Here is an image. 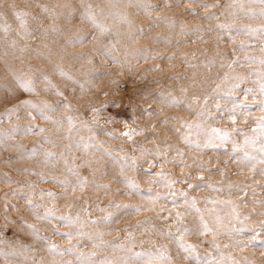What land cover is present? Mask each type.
Masks as SVG:
<instances>
[{"label": "snow or ice", "instance_id": "obj_1", "mask_svg": "<svg viewBox=\"0 0 264 264\" xmlns=\"http://www.w3.org/2000/svg\"><path fill=\"white\" fill-rule=\"evenodd\" d=\"M119 2L127 8L136 9L152 21V24L141 25L131 31L133 25L127 15H119L121 22L128 24L133 39H147L153 25H174V21L167 17L152 15L160 4H153L150 0ZM220 6L219 3L204 4L206 18L219 21V16L208 13L207 10ZM10 7L18 21L19 30L16 35L20 39L32 36L34 31L47 34L49 28H44V21L53 19L56 15L54 9L43 0H35L29 4L28 7L33 9L31 12L15 10L14 5ZM224 7L232 22L210 25L206 31L216 32L217 46L222 43L232 44L230 54L218 53L219 68L227 71L211 81L210 91L192 95L190 100L186 95L176 97L161 91L156 97V103L161 106L187 108L195 113L196 120H176L179 126L172 129L185 146L193 151L230 146L232 153L239 157L238 167H247L253 175L264 177V0H226ZM241 17L247 18L248 23H237ZM65 18L69 23L78 18L85 26L84 30L69 39V44L73 47H84L92 43L101 57H109L119 62L120 58L114 55L115 44L106 46L96 43L100 37L109 35L111 28L101 22L91 3L81 0L80 7L69 8ZM0 20H5L0 24V33L7 38L13 31L12 26L2 14ZM51 31H56L55 27H52ZM180 31L182 35L187 34L183 25L180 26ZM193 31L198 33L205 30ZM238 37L246 39L238 40ZM199 38L204 39L202 36ZM155 39L165 45L173 43L168 36H157ZM10 46H16L15 39L10 41ZM257 52L259 55L254 54ZM175 58V53L169 57ZM87 62L91 64L93 60L89 58ZM183 63L197 67L187 59ZM216 63L213 58L205 67ZM237 68L248 71L246 74L241 73ZM54 74L64 82L63 88L44 72L36 77L16 75L14 82L0 84V87L8 86L9 91H12L15 99L19 101L14 107L0 114V123L5 118L9 121H20L21 111L26 120L7 128L0 127V148L11 146L20 158L35 159L43 168L56 169L58 164L63 165L60 175L47 174L43 170L24 169L39 181L59 187L60 191L40 188L37 193L38 186H34L32 182H16L18 190L10 195L22 196L21 203L15 206L18 217L10 219L7 215H0V219L5 221V227L13 225L29 239L8 241L2 238L0 232V258L6 261L10 257L15 258L20 264H45L43 256L35 259L44 253L52 257L49 264H176L174 251L187 264H249L246 260H237L230 254L225 255V249L252 246L259 240L260 235H264V221L250 226L248 222L251 215H243L240 211L241 206L247 207L245 201L249 191L255 195L251 185L239 186L235 182L224 184L210 180L205 173L211 172L212 168L196 161L189 164L184 159L186 153L181 148H174L167 141L164 142L167 145L164 148L159 144H154L152 148L146 147L149 143L146 131L137 130L127 121L119 120L118 116L104 118L102 126L100 114L103 105H92L91 116L86 118L81 108L70 99V96L75 97L77 93L84 94L85 84L71 71L59 65ZM180 91L186 94L188 89L181 87ZM25 94L32 98H24ZM41 96H47L48 99H38ZM193 105L198 107L193 108ZM253 109L261 115L254 116ZM220 120L228 121L230 126L213 125V121ZM169 122L167 116L160 121L163 124ZM117 123L123 125L119 131L106 127ZM135 123L133 118L132 124ZM240 124L246 127H240ZM85 131L88 133L87 137L82 135ZM101 136L112 141H121L122 144H131L133 150L129 152L121 146L118 151H114L112 144L108 143L107 139H101ZM137 137L144 139L137 140ZM23 138H34V142L30 145L19 143L18 140ZM136 151L139 152V157L135 155ZM80 152L91 157L99 156L107 166L105 174H113L115 181L121 185L116 192L129 198L131 202L109 200L106 206H101L97 202L99 197L96 200L86 198L88 189L105 192L112 189L110 184L90 179L101 171L100 168L92 169L87 175L83 173L82 170L86 168V164L90 166V162L77 163L79 157L76 153ZM171 152H175V156H171ZM232 161L233 157L229 156L220 163L227 165ZM166 164L189 171L176 177L174 170L165 169ZM215 171L221 176L228 175L226 168L217 166ZM129 173H135V176ZM139 176L149 177L145 183L150 186L142 187L136 178ZM0 182L9 185L13 183L11 177L0 178ZM178 184L185 187L178 188ZM260 186L264 188V183ZM204 187L216 193L227 191L228 199L193 194ZM78 192L81 195H75ZM8 195L9 193L5 194L6 197ZM37 195L39 199L36 198ZM233 196L235 200L232 199ZM137 200L139 202H134ZM58 201L65 202L63 210ZM77 201L80 203H76ZM201 203L226 205L230 211L221 215L218 207L201 208L198 206ZM258 203L264 205V200ZM93 204L100 215L93 210ZM12 207L13 205L5 202L3 210L7 211ZM146 213L151 215H145ZM259 215L264 216V211ZM141 216L143 218H139ZM133 217H137L134 224L120 228L123 235L116 237L115 241L105 239L106 236L112 235L113 226ZM62 228L65 230L62 231ZM257 229L259 233L253 234L249 240L241 238L245 231L256 233ZM137 234L141 238L148 237L147 246L143 239L139 240V251L136 250ZM55 236L65 239L67 246L54 242ZM209 236L212 239H203ZM221 236L227 237L230 242L221 245L218 242ZM189 237L201 239L199 243H190ZM158 240L165 243H159ZM261 243L264 247V242ZM199 244L208 245L209 250L203 255ZM86 247L94 250L86 251Z\"/></svg>", "mask_w": 264, "mask_h": 264}, {"label": "rangeland", "instance_id": "obj_2", "mask_svg": "<svg viewBox=\"0 0 264 264\" xmlns=\"http://www.w3.org/2000/svg\"><path fill=\"white\" fill-rule=\"evenodd\" d=\"M34 2L35 0H0V14L5 17L6 22L13 29L7 38L4 37L3 33H0V84L7 85L9 81L14 82L16 75L36 77L41 72H44L52 77L54 83L63 88L64 82L54 74V70L57 65L64 67L65 70L71 71L86 86L84 94L77 93L75 97L70 96L72 102L81 108V112L86 118H90L91 116L90 107L92 105H103L104 107L100 114V124L102 126L104 125V118L118 116L119 120L127 121L132 127L137 128V130L143 129L146 131V137L149 141L146 147L152 148L154 144H159L164 148L167 147L164 143L167 141L174 148H181L186 153L184 159L189 164L196 161L197 163H203L206 167L212 168L211 172L205 173L210 180L224 184L235 182L239 186L251 185L255 195H253L252 191H249L245 201L247 207L241 206L240 211L243 215H251V220L248 222L250 226L264 221V216L259 215L261 211H264V205L258 203V201L264 200V188L260 186L261 183H264V177L258 174L253 175L247 167H238L237 161L239 157L232 153L230 146L204 151H193L190 147L185 146L177 138L178 134L172 131V129L179 126L176 124V120H196L195 113L187 108L161 106L156 103V97L161 91L171 93L176 97L186 95L189 100L192 95H198L205 90L210 91L212 86L211 81L216 79L218 75L223 74L224 71H227V69L219 68L220 56L218 53L227 52L230 54L232 44L222 43L217 46L216 32L206 31L210 25L214 26L216 23L232 22L231 18L226 14L227 9L224 7L226 0H198V2H193V0H150L153 4H160V7L152 15L167 17L169 20L174 21V25H169L168 23H161L158 26L153 25V29L150 31L147 39L131 38L128 24L122 23L119 18V15H127L133 25L131 31H135V28L141 25L152 24L150 19L139 13L136 9L125 7L119 0H85V2L93 5L101 22L111 28V33L100 37L96 43L106 46L115 44L114 55L120 58L119 62L111 60L109 57H101L95 51V45L92 43L84 47H73L69 44V39L85 28L78 18L71 23L65 18L69 8L80 7L81 0H43L56 13L53 19L44 21L43 26L44 28H49V31L47 34L43 31H34L32 36L20 39L16 35V32L19 30L18 21L15 19L14 11L10 6L14 5L15 10L31 12L33 9L29 8L28 5ZM215 3H219L221 6L219 8L208 9L207 12L219 16V21L207 19L206 10L203 7L204 4ZM4 22L5 20H0V24ZM237 23H248V20L241 17ZM181 25L185 27L187 34H181ZM52 27H55L56 31H51ZM195 29H204L205 31L194 33L193 30ZM157 36H168L172 39L173 43L165 45L157 42L155 39ZM201 36L204 39H200L199 37ZM13 39L16 40L15 47L10 46V41ZM240 39H246V37H238V40ZM173 53H175L176 58L169 59ZM254 54L259 55L258 52ZM145 56H147V59H145ZM89 58L93 60V63L89 64L87 62ZM213 58L216 59L217 63L205 67L208 61ZM185 59L189 60L192 65H197V67H190L188 64L183 63ZM237 71L246 74L248 70L237 68ZM181 87L188 89V92L182 94L180 91ZM24 98L31 99L32 97L25 94ZM38 99H48V97L41 96ZM18 103L19 101L15 99L13 92L9 91L8 86L0 87V114H3ZM196 107L198 105H193V108ZM252 111L254 116L261 115L255 109ZM20 115V121L16 119L11 121L6 118L3 119L0 127L7 128L12 124L26 122L23 111H21ZM166 116L169 117L170 122L168 124L160 123ZM133 118L136 121L135 124H132ZM213 125L217 127L230 126L226 120L213 121ZM239 126L246 127L243 124ZM106 127L109 129L115 128L119 131L123 128V125L117 123L116 125H107ZM82 135L87 137L88 133L85 131ZM101 139H107L108 143L112 144V150L114 151H118L121 146L127 148L129 152L133 150L131 144L112 141L105 136H101ZM143 139L144 137H137V140ZM18 142L30 145L34 142V138H23L19 139ZM169 154L175 156V152ZM76 155L79 157L77 163L90 162V166L86 164V168L82 170L84 174L87 175L94 168H100L101 171L97 172L95 177H90V179H95L98 183L110 184L112 189L110 192L88 189L86 190V198L96 200L99 197L97 202L101 206H106L109 200L131 202L129 198L123 197L116 192V189L121 187V185L115 181L113 174H105L107 166H105L103 160H100L99 156L91 157L83 152L76 153ZM135 155L139 157V152L136 151ZM229 156L233 157L231 163L227 165L220 163L221 160H227ZM217 166L226 168L228 175L221 176L216 172L215 168ZM62 167L61 163L57 165L56 169L43 168L35 159L20 158L11 146L0 148V178L6 179L7 177H11L13 181L11 185L0 182V215H7L10 219L18 217L15 206L21 203L22 196L12 197L10 195L11 192L18 190L16 182L20 184L28 181L32 182L34 186H38L37 193L40 188L60 191L59 187L51 183L39 181L36 176L31 175L30 172H25L24 169L33 171L43 170L47 174L60 175ZM164 167L165 169L174 170L176 177H179L182 172L187 173L189 171L188 169L178 168L173 164H166ZM129 174L135 176V173ZM136 178L142 187L147 188L150 186L145 183L149 177L139 176ZM253 181H257V183L254 184ZM177 187L185 186L178 184ZM6 193H9L7 197L5 196ZM193 194L200 197L211 196L219 199H228L227 191L216 193L208 190L206 187L198 189ZM75 195L79 196L81 193L78 192ZM36 198L39 199V196L37 195ZM232 199L235 200V196ZM253 201L257 202L254 203ZM5 202L13 205V207L10 210L4 211L3 205ZM134 202H139V200ZM57 203L61 204V210H63L65 202L58 201ZM76 203H80V201ZM198 206L201 208L218 207L221 215L230 211V208L226 205L213 206L201 203ZM92 208L96 211L95 204L92 205ZM96 214L100 215L101 213L96 211ZM145 215H151V213H146ZM135 219L137 217L121 221L118 225L113 226L111 229L112 235L106 236L105 239L115 241L116 237L123 235L120 228L134 224ZM61 230L64 231L65 229L62 228ZM0 232H2V238L8 241L29 239L24 237L23 233L19 232L13 225L5 227L3 219H0ZM257 233H259V229L256 230V233L245 231L241 238L249 240L253 234ZM140 239H143L145 246H147L148 237L141 238L137 234V251L140 250ZM199 239L201 238L189 237L188 242L199 243ZM203 239L210 240L212 237L209 236ZM53 240L61 246H67V241L60 236L53 237ZM157 242L165 243L162 240H158ZM218 242L223 245L230 241L227 237L221 236L218 238ZM261 242H264V235H260L259 240L252 246L225 249V255L230 254L233 258L242 261L246 260L249 264H264V247H262ZM5 248L7 249V245H5ZM85 250L93 251L94 249L86 247ZM199 250L203 255L209 250L208 245L199 244ZM41 256L44 257L45 264H49V261L52 259L51 256L44 253L36 256L35 259L38 260ZM173 256L176 264H187L174 251ZM0 264H20V261L11 257L7 261L4 258H0Z\"/></svg>", "mask_w": 264, "mask_h": 264}]
</instances>
